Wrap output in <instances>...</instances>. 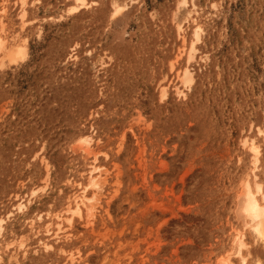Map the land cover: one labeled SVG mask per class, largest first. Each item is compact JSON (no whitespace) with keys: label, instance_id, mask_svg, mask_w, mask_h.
I'll use <instances>...</instances> for the list:
<instances>
[{"label":"rangeland","instance_id":"1","mask_svg":"<svg viewBox=\"0 0 264 264\" xmlns=\"http://www.w3.org/2000/svg\"><path fill=\"white\" fill-rule=\"evenodd\" d=\"M38 1L23 23L17 0H0V264H217L238 231L247 264H264L239 216L242 182L254 180L244 138L260 147L264 185V0H193L203 32L184 96L181 0H121L115 18L111 0L75 14L70 0ZM191 31L189 19L186 45ZM23 41V60L2 58ZM85 135L103 188L92 218L56 241L44 225L79 194L71 183H86L91 159L75 147Z\"/></svg>","mask_w":264,"mask_h":264},{"label":"bare ground","instance_id":"2","mask_svg":"<svg viewBox=\"0 0 264 264\" xmlns=\"http://www.w3.org/2000/svg\"><path fill=\"white\" fill-rule=\"evenodd\" d=\"M39 2L38 0H35ZM72 5L67 9V13L75 14L80 12L81 9H87L96 2H89L88 0H70ZM121 0H111V18L119 16L123 10L126 9L128 4L124 3ZM129 2L134 3L133 0ZM28 0H17V4L20 10L19 18L23 23H25L26 11ZM182 10V14L177 17L175 14L176 28L179 36L182 39V49L181 54L186 55V61L184 67L177 74V84L174 86V90L177 95L184 96V90L188 91L191 88L192 83L194 82L193 74L190 70L191 63L194 62L195 55L197 54L196 46L201 42L202 28L194 19V16L197 15L195 10V5L193 0H181L179 2L178 11ZM189 19L192 21V34L189 44H187L184 38V25L189 23ZM7 41L0 34V54L6 49ZM180 55V54H178ZM1 56V55H0ZM7 58L11 61L20 59L23 60L26 57V45L23 41L22 44L14 43L8 48V51L4 53L2 58ZM172 67V65H171ZM160 98L167 96L166 87H161ZM257 135L260 136L264 142V132L258 128ZM95 140L91 135L80 136L75 140V147H77L80 153L85 157L91 159V164L89 165L88 175L85 185L81 183L74 182L71 183L72 186L79 191V194L74 196L64 211L63 215H56L45 223L44 235L49 236L53 239H59V234L65 231V224L70 226L72 220L75 217L82 218L84 215L86 220H89L93 216V210L96 204H98L97 193L103 188V179L101 175V167L97 166L99 161L98 154L93 153V146ZM242 145L246 147L248 153L250 154L252 168L250 170L253 182L246 178L242 182V193L239 196V216L242 218L243 228L247 230L252 238V242L255 245H260V248L264 249V185L257 181L256 172L259 170V157L261 155L260 147L257 145L253 139L244 138ZM106 156V155H105ZM44 188H38L31 190L30 197L34 198L39 191H43ZM30 200H18V203L15 206V210L18 213H24L28 209ZM11 215V213L9 214ZM7 215L6 218L9 217ZM37 221H42V217L38 215L36 217ZM6 220L0 219V239L3 237L5 232ZM231 250L228 254H225L224 257L219 258L217 264H247V260L251 255L248 244L245 241V234L242 231L235 233L232 243ZM20 249H23V243L18 245ZM42 247L46 249L52 248L51 245H48L42 242ZM12 248V247H11ZM253 250V249H252ZM256 251V250H255ZM257 252V251H256ZM254 253H252L253 255ZM255 256V254H254ZM73 257V256H72ZM71 257V258H72ZM256 258V257H255ZM74 259V258H73ZM71 259V260H73ZM250 259V258H249ZM253 259V258H252ZM1 260V256H0ZM252 261V260H251ZM262 263V262H261ZM259 260L255 259L252 264H261Z\"/></svg>","mask_w":264,"mask_h":264}]
</instances>
